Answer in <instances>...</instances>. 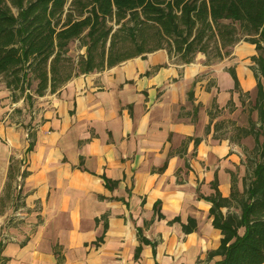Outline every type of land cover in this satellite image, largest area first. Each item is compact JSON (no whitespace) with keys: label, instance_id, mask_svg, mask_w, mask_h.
I'll list each match as a JSON object with an SVG mask.
<instances>
[{"label":"crops","instance_id":"1","mask_svg":"<svg viewBox=\"0 0 264 264\" xmlns=\"http://www.w3.org/2000/svg\"><path fill=\"white\" fill-rule=\"evenodd\" d=\"M255 54L245 40L211 61L159 48L30 102L0 79V264L221 259L208 197L243 188L233 114L256 91Z\"/></svg>","mask_w":264,"mask_h":264},{"label":"trees","instance_id":"2","mask_svg":"<svg viewBox=\"0 0 264 264\" xmlns=\"http://www.w3.org/2000/svg\"><path fill=\"white\" fill-rule=\"evenodd\" d=\"M241 39L257 52V120L241 128L253 135L255 161L241 192L233 182L229 197L216 187L208 197L222 234L208 253L221 256L213 264L264 262V0H0V78L29 102L31 91H54L73 76L159 48L183 62L198 52L211 61ZM74 40L84 48L77 57L68 54ZM231 204L238 212L221 211Z\"/></svg>","mask_w":264,"mask_h":264},{"label":"rangeland","instance_id":"3","mask_svg":"<svg viewBox=\"0 0 264 264\" xmlns=\"http://www.w3.org/2000/svg\"><path fill=\"white\" fill-rule=\"evenodd\" d=\"M241 40H243V39H241ZM241 40H239V41H241ZM83 51H84V48H82L80 46L78 40H74L69 44V49H68L69 55H71L73 57H77ZM263 83H264V80H263ZM255 95H256V91L253 92L252 94H248V93L242 94V97L245 99L246 105L244 108L239 107V110H236L233 114V117L235 118L233 120L234 125H235V123H237L235 128L236 127L237 128L238 127H244V125L248 127L249 126V119L250 118L251 119L257 118V110L252 108L253 103H254V99H255ZM238 132L239 131H237V133ZM242 145L243 146L241 147V151L244 155V158H245V161L247 164V170L245 171V175L248 177L252 172V165L255 161V149H254L255 141H254L253 135H247L246 137H244ZM245 175H244V177H245Z\"/></svg>","mask_w":264,"mask_h":264}]
</instances>
